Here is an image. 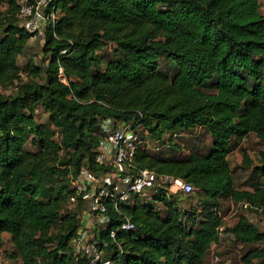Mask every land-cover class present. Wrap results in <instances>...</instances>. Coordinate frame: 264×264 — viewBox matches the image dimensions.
<instances>
[{
	"label": "trees",
	"instance_id": "1",
	"mask_svg": "<svg viewBox=\"0 0 264 264\" xmlns=\"http://www.w3.org/2000/svg\"><path fill=\"white\" fill-rule=\"evenodd\" d=\"M1 1L7 9L0 14V252L9 235L18 264H88L72 249L79 214L65 209L79 172L104 170L95 153L103 138L99 121L112 118L144 125L145 141L164 148L158 155L142 148L137 165L192 184L198 205L183 211L179 200L160 197L165 216L140 200L122 206L123 215L110 208V230L125 216L136 231L119 232L122 249L110 244L108 258L208 264L222 239L223 200L245 202L252 211L264 207V152L253 192L235 188L228 160L234 142L254 134L264 143L259 0H60L43 45L45 65L30 60L24 70L20 60L33 35L20 26L21 0ZM60 68L69 86L60 82ZM197 128L212 136L211 150L167 158L178 149V133ZM252 165L244 151L243 166ZM224 233L249 246L244 264H264V232L245 215Z\"/></svg>",
	"mask_w": 264,
	"mask_h": 264
},
{
	"label": "built area",
	"instance_id": "2",
	"mask_svg": "<svg viewBox=\"0 0 264 264\" xmlns=\"http://www.w3.org/2000/svg\"><path fill=\"white\" fill-rule=\"evenodd\" d=\"M59 1L21 0L18 15L20 26L33 35L34 40L44 44L48 30L59 19ZM67 54V50L62 52V55ZM59 80L69 86L70 80L63 68H60ZM99 126L103 138L95 153L96 161L104 170L94 172L83 168L79 172L72 181L75 196L65 210L76 211L81 221V229L72 242L74 253L88 264H114L105 252L110 244H116L121 250L117 243L118 233L136 231V225L124 216L121 226L110 230L113 222L110 208L123 215L121 207H132L138 200L152 202L162 208L164 206L158 198L166 197L178 202L179 196L194 197L196 190L192 184L182 179L160 175L137 165V155L147 144L145 138L148 132L143 124L135 125L134 121L123 122L108 118L101 119ZM146 148L148 150L149 147ZM222 216L225 221V215ZM224 228L225 226L221 228V232ZM105 232L109 233L108 239L102 238ZM2 253L0 252V264H10L9 260L2 257ZM220 263V257H215L214 264Z\"/></svg>",
	"mask_w": 264,
	"mask_h": 264
},
{
	"label": "rangeland",
	"instance_id": "3",
	"mask_svg": "<svg viewBox=\"0 0 264 264\" xmlns=\"http://www.w3.org/2000/svg\"><path fill=\"white\" fill-rule=\"evenodd\" d=\"M260 6H261V11L264 14V0H259ZM7 9V5L1 1L0 2V14L3 13ZM36 43L31 46V48L27 51V53L21 58L20 60V65L21 69H25L26 65L29 63L30 60L35 61L38 65H45V58L43 56V49H44V44L41 43L39 40H35ZM108 51L111 52V47L108 48ZM111 53H109L110 55ZM107 59H111L110 56H106ZM168 62H163L162 66L164 70L166 69ZM167 71L172 74L173 69H170L168 67ZM27 77V73L25 71L23 72V79ZM13 91H8L7 94H12ZM43 113V110H39V115ZM45 116V115H44ZM38 120L40 123H45L46 118H40L38 117ZM197 134L190 133L189 135H179L174 138V143L178 145V149L176 151H171L170 153H165V155L168 157H175L178 155V157H187L191 153H201V151L197 150V145L195 142ZM169 136L165 138V141H168ZM146 140V138H145ZM146 142V141H145ZM150 146V151L152 155H158L160 150H163V146L159 145L158 143H151L149 144ZM30 147V146H29ZM32 151H35L36 148L30 147ZM197 198V197H196ZM196 198L195 196L190 198L188 202H185L181 196L178 197L179 199V208L182 209L183 211L186 210H191L193 205L196 204ZM146 202V201H145ZM148 204H152V202H147ZM229 206L231 207L233 205V209L230 208L229 210H226L225 208L223 209V215L228 216L232 223L235 222L239 218L240 215L246 214L253 223H255L256 227L262 232H264V217L260 213H253L250 212L248 208H245L241 206V208L238 207L237 204H234L232 201L228 200ZM225 207V206H224ZM159 208V207H158ZM160 209V208H159ZM161 213L163 216H165L166 210L164 207H162V210L160 209ZM74 212V211H72ZM232 214V215H231ZM229 220V219H228ZM8 236H5V246L3 248V253L2 257L5 258L6 260L10 261V264H18L17 260H13L11 256L14 254V246L11 242V238H7ZM249 246H242L241 244L237 243L234 238L230 236H226L222 239L221 245L216 248L213 253H211V260L209 264H214L215 257H220L221 263L220 264H244L242 262V258L245 256V254L249 251ZM107 257L111 256V252L106 251L105 252ZM254 264H258V262H255Z\"/></svg>",
	"mask_w": 264,
	"mask_h": 264
},
{
	"label": "crops",
	"instance_id": "4",
	"mask_svg": "<svg viewBox=\"0 0 264 264\" xmlns=\"http://www.w3.org/2000/svg\"><path fill=\"white\" fill-rule=\"evenodd\" d=\"M35 43H36V41L33 39L29 45V49ZM194 132L197 134V136L195 137L196 141H197L195 143L198 147L197 150L201 151V153L203 155L208 153L213 146L212 136L209 133H207V131L205 129H202V128H197ZM149 144H150V142H147L146 147L147 146L149 147L148 151H149V153H151V151H150L151 148H150ZM154 144H155V142H154ZM244 151L247 153L250 160L253 162V165L250 168H245L243 166ZM160 152H162V150H160L159 153ZM263 152H264V143L260 142L259 139L257 138V136L254 134H251L249 137L245 138L241 142H234L233 143L232 151L228 157V160H229V163L231 165V168L234 171L235 188L237 190L249 191V192H253L255 190L254 186L259 182V180L261 178L260 177L261 173L256 172L255 167L261 165L258 162V159L260 158V156ZM195 198H196V195H195ZM183 199L185 200V199H187V197L184 196ZM228 200H223V203H222L223 209L224 208L225 209L227 208L226 210H229L230 208L233 209V205L231 207L229 206V204H232V203H228ZM230 201H232V200H230ZM234 204H236V203H234ZM197 205H198V200L196 198V204H194L192 208H196ZM237 205H238V207L240 206L239 208H241V206H243V207L248 208V209H250V208L254 209V208L250 207L245 202H240ZM160 209L162 210L161 207H160ZM255 210L256 211L250 210V212L260 213L262 215V217H264V208H261V209L255 208ZM243 215H245L251 221V219L246 214H243ZM225 217H226L225 218V228H224V231L222 232V239L224 237H226L227 235L234 238L232 235L224 233V232L228 228L235 227V225L239 221V218L237 220H235L234 223H232V221L230 220V218L228 216H225ZM251 222L253 223V221H251ZM253 224L255 225V223H253ZM5 236H8L7 238H10L9 235H5ZM222 239H221L219 244L212 246L211 253H213V251L221 245ZM210 260H211V254L207 258L208 264H209Z\"/></svg>",
	"mask_w": 264,
	"mask_h": 264
}]
</instances>
